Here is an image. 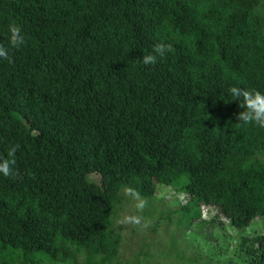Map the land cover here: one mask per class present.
<instances>
[{"label":"trees","instance_id":"16d2710c","mask_svg":"<svg viewBox=\"0 0 264 264\" xmlns=\"http://www.w3.org/2000/svg\"><path fill=\"white\" fill-rule=\"evenodd\" d=\"M0 44V264H118L126 189L159 184L264 264V128L228 91L264 93V0H0Z\"/></svg>","mask_w":264,"mask_h":264},{"label":"rangeland","instance_id":"374dc122","mask_svg":"<svg viewBox=\"0 0 264 264\" xmlns=\"http://www.w3.org/2000/svg\"><path fill=\"white\" fill-rule=\"evenodd\" d=\"M97 181L98 175H90ZM158 192L145 198L146 207L142 213L135 209L136 201L128 197L119 213L116 225L120 226L123 243L117 262L120 264H232L227 262L238 258L233 254L236 233L227 225L225 235L220 227L221 223L210 220L215 215L212 210L210 216L201 209V220H193L195 209L185 208L182 202L185 196L175 193L171 188L158 185ZM128 196V195H127ZM144 198V197H143ZM183 199V201H182ZM139 214L144 217L141 226L125 224L121 221L125 215ZM213 219H215L213 217ZM206 222H203V221ZM224 221V222H225ZM222 225V224H221ZM220 225V226H221ZM256 231L264 233V220L257 218L244 229V233ZM141 247V248H140Z\"/></svg>","mask_w":264,"mask_h":264},{"label":"clouds","instance_id":"9594fccd","mask_svg":"<svg viewBox=\"0 0 264 264\" xmlns=\"http://www.w3.org/2000/svg\"><path fill=\"white\" fill-rule=\"evenodd\" d=\"M8 30L10 33L9 43L13 48H20L26 44L25 34L20 25L10 23ZM173 51L172 44L164 42L157 43L154 45L152 53L143 56L142 63L145 65H154L157 62V57L163 58L166 53ZM0 59L8 60L9 63L12 62L9 51L3 44H0ZM228 91L233 97V100L241 101L239 107L244 109L236 117V120L241 122L240 126L255 125L264 128V93L255 89H247L239 86H232ZM18 148L19 145H14L9 149L7 157L0 156V174L4 177L15 178L19 175L18 171L14 168L16 164L15 155ZM126 194L130 195L136 201V212L142 213L146 207V199L141 197L132 188H127ZM121 222L141 226L144 223V217L139 214L125 215Z\"/></svg>","mask_w":264,"mask_h":264},{"label":"built area","instance_id":"2783aa9c","mask_svg":"<svg viewBox=\"0 0 264 264\" xmlns=\"http://www.w3.org/2000/svg\"><path fill=\"white\" fill-rule=\"evenodd\" d=\"M201 209H203V210L205 211V214H206V209H205V208H203V207H202Z\"/></svg>","mask_w":264,"mask_h":264}]
</instances>
